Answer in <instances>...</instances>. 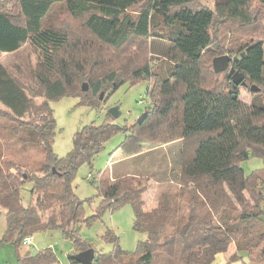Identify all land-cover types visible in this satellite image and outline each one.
I'll return each mask as SVG.
<instances>
[{"label": "trees", "instance_id": "trees-1", "mask_svg": "<svg viewBox=\"0 0 264 264\" xmlns=\"http://www.w3.org/2000/svg\"><path fill=\"white\" fill-rule=\"evenodd\" d=\"M254 1L264 7V0H215L213 7L191 5L194 0H0V54L29 41L51 71L33 70L22 82L0 62V211L5 212L0 241L18 247L37 231L59 227L73 241L70 262L79 264L72 255L89 244L76 234L75 224H89L105 209L130 204L133 228L145 237L129 252L106 229L103 239L113 248L96 253L92 264H212L230 247L227 263L264 264L263 41H244L232 54L238 59L230 61L246 84L260 86L249 100L240 97V84L233 85L228 72L217 87L203 85L201 65L215 19L248 25L255 18L249 9ZM56 4L74 18L84 17V27L112 49L133 38L148 41L151 49L153 40H161L166 68L153 71L149 59L125 78L97 56L83 57L68 33L48 21ZM151 78L150 108L129 127L134 145L97 176L90 174L99 199L84 216V201L73 190L76 170L90 164L123 128L111 121L84 124L75 131L71 149L58 156L49 101L72 95L79 103L98 105L100 93L110 94L125 80ZM152 116L171 134L162 143L196 137V144L187 157L181 150L172 158L163 155L157 164L149 159L140 169L137 164L152 152L139 150L152 141L143 133L153 126ZM250 154L262 157L263 165L244 174L240 163ZM150 188L151 206L145 196ZM54 261L55 253L46 247L18 254L15 264Z\"/></svg>", "mask_w": 264, "mask_h": 264}, {"label": "rangeland", "instance_id": "rangeland-1", "mask_svg": "<svg viewBox=\"0 0 264 264\" xmlns=\"http://www.w3.org/2000/svg\"><path fill=\"white\" fill-rule=\"evenodd\" d=\"M215 0H194L191 5H206L213 7ZM250 12L254 15V20L243 25L239 22L216 18L211 27L212 43L210 49L205 52L202 60V82L208 87H217L223 79L224 73L228 72V67L223 71L215 72L212 67V59L219 55H228L233 57V52L239 48L241 43L250 39H260L264 47V7L254 1L249 6ZM84 17L74 18L70 16L64 7L56 4L49 12L48 21L58 28L64 29L71 42H75L82 49L83 57L97 56L105 64H111L114 68L119 69L118 75L125 78L130 77V71L135 67L145 64L149 61L153 65L152 70L160 65L164 70L166 68V56L164 53L165 43L161 40H153L152 47L148 46V41L143 38H133L117 49H112L97 41L92 34L84 27ZM6 68L14 73L22 82H28L32 77V71L37 70L42 73L51 74L41 60L37 48L29 41L21 45L19 49L13 52L0 54ZM4 65V66H5ZM154 71V70H153ZM86 84H82V87ZM255 85L258 89L260 86L255 83L240 84V97L244 100L251 99L254 93L250 89ZM147 87L153 89V79H139L130 83L129 80L122 82L116 90L110 94L100 93L98 105H86L79 103V97L64 95L58 99L50 100L49 105L53 109L56 119V132L53 138L52 146L58 156H63L72 147V140L75 131L84 124L94 122L101 124L106 121L116 123L123 129L118 130L104 143V147L97 153L89 164L82 163L76 170L73 181V190L78 198L83 202V214L87 216L93 212L98 204L97 180L89 178L88 174L98 175L112 160L122 158L134 145V140L130 137L129 127L132 126L145 110L150 108L151 101L147 94ZM87 89V88H86ZM116 108V116H112L108 109ZM154 116V115H153ZM153 116L150 118L151 128L145 130V135H151L150 144L140 145V151H147L152 148L147 159L140 161L137 167L146 164L151 159L156 164L162 156L172 158L177 156L180 151H184L187 157L196 144V137H189L183 140L176 139L168 143H162L161 139L170 136L165 124L156 126ZM127 127L128 129H125ZM139 135L141 134L138 131ZM175 135V133H174ZM128 142L123 148L119 145ZM143 143V142H142ZM118 150V151H117ZM133 165V164H132ZM244 174L250 173L254 169H259L263 165L262 157L250 154L248 158L240 163ZM157 171L158 167H153ZM149 171V170H148ZM27 186V185H26ZM153 188V187H152ZM150 188L145 196L148 198L147 203H153L150 199ZM25 201L28 193L24 192ZM90 198V199H89ZM89 199V200H88ZM146 208L147 205H145ZM4 210L0 211V238L4 231ZM134 212L130 204H124L112 210L105 209L99 217H96L91 223L77 222L75 224L76 234L89 244L88 247L94 249L95 254L98 252H108L112 250L113 244L103 239L106 229H112L118 237L119 246L132 252L137 246V242L145 237L144 232L137 231L133 228ZM29 242L20 243L17 247L13 242L7 240L0 241V264H15L17 255L26 251L36 253L39 250L49 247L55 253V261L48 264H75L71 263L68 256L74 251L73 241L70 237L62 234L59 227L49 228L37 231L29 236ZM87 247V248H88ZM230 250V249H229ZM94 254V255H95ZM94 262V260H93ZM230 264H237V261H230Z\"/></svg>", "mask_w": 264, "mask_h": 264}, {"label": "water", "instance_id": "water-1", "mask_svg": "<svg viewBox=\"0 0 264 264\" xmlns=\"http://www.w3.org/2000/svg\"><path fill=\"white\" fill-rule=\"evenodd\" d=\"M243 53L240 54L242 56ZM238 59L237 56L230 57L228 55H219L212 59V67L215 72H220L222 70H225L230 61H236ZM228 74L230 75V78L233 82V85L238 84H245V81L242 79V75L238 72L237 69H234L232 65L229 66ZM87 88V85H84L82 87V90H85ZM250 89L252 91L257 90V87L255 85H251ZM116 108L117 107H111L108 109V112L112 116H116ZM94 249L92 247H88L86 249H83L81 251H78L72 255V258L75 259L79 264H92L93 258H94ZM132 264H140L139 262H135Z\"/></svg>", "mask_w": 264, "mask_h": 264}, {"label": "crops", "instance_id": "crops-1", "mask_svg": "<svg viewBox=\"0 0 264 264\" xmlns=\"http://www.w3.org/2000/svg\"><path fill=\"white\" fill-rule=\"evenodd\" d=\"M3 65H5L2 61H0ZM6 66V65H5ZM118 151V150H117ZM121 158V157H120ZM118 158V159H120ZM116 160V159H115ZM113 161V160H112ZM233 247H230V250L227 253H221V254H217L215 260L213 261L212 264H230L227 263V256L230 254V252H232ZM238 264V262H237Z\"/></svg>", "mask_w": 264, "mask_h": 264}, {"label": "built area", "instance_id": "built-area-1", "mask_svg": "<svg viewBox=\"0 0 264 264\" xmlns=\"http://www.w3.org/2000/svg\"><path fill=\"white\" fill-rule=\"evenodd\" d=\"M90 176H91V175H90V173H89V174H88V177L90 178ZM28 238H29V237L24 238L23 242H24V243L29 242V239H28Z\"/></svg>", "mask_w": 264, "mask_h": 264}]
</instances>
